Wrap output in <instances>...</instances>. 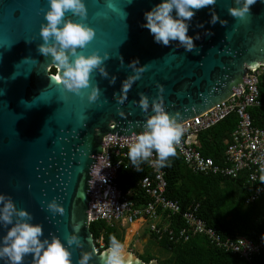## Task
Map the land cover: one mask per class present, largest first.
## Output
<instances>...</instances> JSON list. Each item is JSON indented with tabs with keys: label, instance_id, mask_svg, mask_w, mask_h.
Returning <instances> with one entry per match:
<instances>
[{
	"label": "water",
	"instance_id": "obj_1",
	"mask_svg": "<svg viewBox=\"0 0 264 264\" xmlns=\"http://www.w3.org/2000/svg\"><path fill=\"white\" fill-rule=\"evenodd\" d=\"M159 2L85 0L84 22L95 36L78 51L109 54L104 61L108 76L98 69L90 74L101 94L89 102L90 88L80 95L63 89L56 79L60 70L38 51L47 0H0V193L32 214V222L43 227L42 239L77 235L73 226L79 224L82 247L72 248L74 264L85 251L89 264H105L107 248L97 249L89 223L98 165L108 135L135 137L142 130L146 115L138 105L139 93L147 94L150 103L162 98L182 124L244 89L248 72L264 65V0H256L244 20L228 14L234 0H216L197 10L188 27V35H199L192 51L176 41L155 43L141 26L145 11ZM213 11L227 24L210 23ZM66 18L80 19L71 12ZM136 59L135 67L144 71L125 94L122 82L134 74L129 65ZM51 65L57 75L49 72ZM114 93L127 99L120 103ZM53 199L64 207L63 215L47 210ZM6 230L0 226V237ZM126 260L159 264L131 253ZM23 264H32L31 254Z\"/></svg>",
	"mask_w": 264,
	"mask_h": 264
},
{
	"label": "clouds",
	"instance_id": "obj_2",
	"mask_svg": "<svg viewBox=\"0 0 264 264\" xmlns=\"http://www.w3.org/2000/svg\"><path fill=\"white\" fill-rule=\"evenodd\" d=\"M255 2L256 0H234L233 5L228 8V14L234 19L244 20ZM47 3L48 8L44 13L46 22L40 27L43 42L38 45V51L46 57L50 56L52 63L60 70L56 79L63 89L80 95L82 90L90 88L87 98L89 102H94L101 90L97 84L91 83L90 74L98 69L102 77L108 76L104 61L109 54L105 52L101 55L98 51L86 54L78 51L86 48L95 36L94 28L84 22L88 15L85 0H47ZM215 4L216 0H160L145 11L141 26L149 31L155 43L167 46L176 41L177 47L192 51L196 48L194 40L199 39V35H188L189 22L197 10ZM108 7L115 10L111 3ZM69 12L80 19L66 18ZM218 20L222 26L227 24V20L220 19L213 11L209 22L215 24ZM136 65H139L138 59L130 62L129 67L134 69V74L122 82L121 91L125 94L144 71V68H136ZM109 82L114 83L115 77ZM159 87L162 92L163 87ZM113 96L118 98L116 93ZM125 99L126 95L121 96L118 102L123 103ZM138 105L146 119L142 130L127 146L128 159L140 171L139 164L151 162L150 157L155 153V166L164 167L168 158L176 155L175 145L182 135L183 130L177 122L178 116L166 110L162 98H153L150 103L148 95L143 92L139 93ZM261 182H264V177H261ZM46 207L54 214L63 215L65 212L56 199L49 201ZM0 226L7 229L0 237V262L3 264H23L28 254L32 256V264H74L72 248L82 247L78 235L79 224L73 226L77 235L68 234L64 239L58 236L42 239V225L32 222V214L24 208H18L12 197L4 193H0ZM90 258L89 252H82L75 264H89ZM105 264H128L125 247L115 236L109 237Z\"/></svg>",
	"mask_w": 264,
	"mask_h": 264
},
{
	"label": "built area",
	"instance_id": "obj_3",
	"mask_svg": "<svg viewBox=\"0 0 264 264\" xmlns=\"http://www.w3.org/2000/svg\"><path fill=\"white\" fill-rule=\"evenodd\" d=\"M264 84V65L250 70L245 78V88L235 90L227 100L215 105L204 113L179 124L182 135L175 145L178 153L183 156L189 168L197 173L220 174L232 178L247 172V182L254 188V194L247 203L257 199L264 193V101L261 98V85ZM262 107V125L254 123L250 109ZM231 114L238 116L237 127L226 141L225 162L217 164L213 158L205 156L198 148V134L224 120ZM132 136L108 135L104 140V151L100 155L96 182L93 192L89 223L105 221L108 224H132L142 220L149 225V234L159 239L167 237L171 241H188L197 234L211 238L218 246L235 252L240 257L251 261L255 254L264 250V237L253 242L246 237L223 238L217 231L207 226L197 215V205L182 210L181 204L167 198V180L162 167L155 166V153L146 161L152 175H145L139 180L138 186L149 196L143 204L131 199L132 192L125 193L119 187L117 179L127 155L128 144ZM167 213L164 216V213ZM182 216L184 226L174 229L166 220L172 215ZM97 249H104L103 235L95 240Z\"/></svg>",
	"mask_w": 264,
	"mask_h": 264
},
{
	"label": "trees",
	"instance_id": "obj_4",
	"mask_svg": "<svg viewBox=\"0 0 264 264\" xmlns=\"http://www.w3.org/2000/svg\"><path fill=\"white\" fill-rule=\"evenodd\" d=\"M261 98L264 101V84L261 85ZM250 112L254 123L262 125V107H253ZM237 124L238 116L231 114L213 127L201 131L198 134V148L217 164H224L226 141L231 138ZM175 152L176 155L169 157L162 167L168 184L167 198L178 201L182 210L197 205V215L223 238L246 237L259 242L264 237V193L247 203L258 187L256 184L252 188L247 182V172H242L236 178L197 173L189 168L176 148ZM139 169L137 171L126 156L117 183L123 192L133 193L131 199L143 204L150 198L138 183L145 175H152V170L146 161L139 164ZM166 220L174 229L184 226L182 216L178 214ZM90 228L95 240L103 235L104 248H108L110 236L123 242L124 228H120L118 223L108 224L99 220L92 223ZM150 236L163 257L151 252L140 254L139 257L145 262L157 259L159 264H264V250L248 261L218 246L204 234H197L185 242L171 241L167 237L159 239L153 233Z\"/></svg>",
	"mask_w": 264,
	"mask_h": 264
},
{
	"label": "rangeland",
	"instance_id": "obj_5",
	"mask_svg": "<svg viewBox=\"0 0 264 264\" xmlns=\"http://www.w3.org/2000/svg\"><path fill=\"white\" fill-rule=\"evenodd\" d=\"M134 223L136 225L132 226ZM141 222L134 221L132 225L130 224H119L120 228H124V238H123V245L125 247L126 253H131L135 256H140V254H145L147 252L155 253L156 255H160L163 257L162 254L158 252L157 247H155L154 242L151 240V236L149 235V225L144 222V226L142 229L139 228ZM130 225V226H129ZM129 226V227H128ZM128 227V228H127ZM138 229V230H137ZM138 233H134V232Z\"/></svg>",
	"mask_w": 264,
	"mask_h": 264
},
{
	"label": "flooded vegetation",
	"instance_id": "obj_6",
	"mask_svg": "<svg viewBox=\"0 0 264 264\" xmlns=\"http://www.w3.org/2000/svg\"><path fill=\"white\" fill-rule=\"evenodd\" d=\"M57 68L54 67V65H51L50 68H49V72L54 74V75H57Z\"/></svg>",
	"mask_w": 264,
	"mask_h": 264
},
{
	"label": "crops",
	"instance_id": "obj_7",
	"mask_svg": "<svg viewBox=\"0 0 264 264\" xmlns=\"http://www.w3.org/2000/svg\"><path fill=\"white\" fill-rule=\"evenodd\" d=\"M143 223H144V222H143V221H141V223H140V226H139V228H140V229H142V227L144 226V224H143ZM130 225H132V224H130ZM130 225H129V226H130ZM129 226H128V227H129ZM128 227H127V228H128ZM137 230H138V229H137ZM137 230H136V232H134L135 234H136V233H138V232H137Z\"/></svg>",
	"mask_w": 264,
	"mask_h": 264
},
{
	"label": "bare ground",
	"instance_id": "obj_8",
	"mask_svg": "<svg viewBox=\"0 0 264 264\" xmlns=\"http://www.w3.org/2000/svg\"><path fill=\"white\" fill-rule=\"evenodd\" d=\"M142 220H139V221H137V222H141ZM137 223H134L132 226H134V225H136Z\"/></svg>",
	"mask_w": 264,
	"mask_h": 264
}]
</instances>
